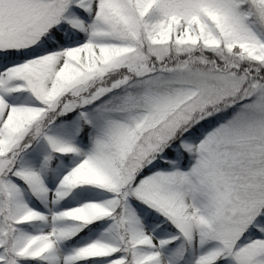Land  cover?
<instances>
[{
  "label": "snow or ice",
  "instance_id": "6c2138e0",
  "mask_svg": "<svg viewBox=\"0 0 264 264\" xmlns=\"http://www.w3.org/2000/svg\"><path fill=\"white\" fill-rule=\"evenodd\" d=\"M0 264H264V0H0Z\"/></svg>",
  "mask_w": 264,
  "mask_h": 264
}]
</instances>
